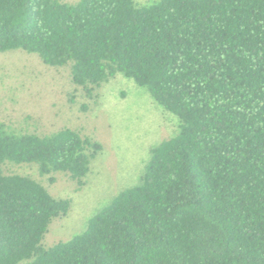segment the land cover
Masks as SVG:
<instances>
[{
	"label": "trees",
	"instance_id": "1",
	"mask_svg": "<svg viewBox=\"0 0 264 264\" xmlns=\"http://www.w3.org/2000/svg\"><path fill=\"white\" fill-rule=\"evenodd\" d=\"M12 50L69 67L89 98L122 75L179 125L136 184L44 246L71 200L3 167L82 187L101 146L0 123V264H264V0H0V53Z\"/></svg>",
	"mask_w": 264,
	"mask_h": 264
},
{
	"label": "rangeland",
	"instance_id": "2",
	"mask_svg": "<svg viewBox=\"0 0 264 264\" xmlns=\"http://www.w3.org/2000/svg\"><path fill=\"white\" fill-rule=\"evenodd\" d=\"M154 1L134 0L138 5ZM0 123L38 135L71 128L101 146L82 187L63 173L40 176L34 165L3 167L5 173L31 176L54 197L71 200L68 214L49 226L44 246L79 233L114 195L136 184L150 149L175 135L179 125L177 117L122 75L102 83L89 98L72 83L69 67L47 66L22 50L0 53Z\"/></svg>",
	"mask_w": 264,
	"mask_h": 264
}]
</instances>
